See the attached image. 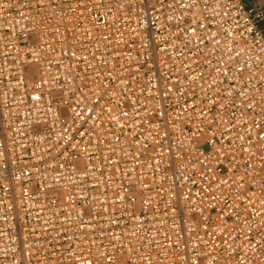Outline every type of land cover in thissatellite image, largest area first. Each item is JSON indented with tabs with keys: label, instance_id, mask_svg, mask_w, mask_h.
<instances>
[{
	"label": "built area",
	"instance_id": "built-area-1",
	"mask_svg": "<svg viewBox=\"0 0 264 264\" xmlns=\"http://www.w3.org/2000/svg\"><path fill=\"white\" fill-rule=\"evenodd\" d=\"M263 19L0 0V264H264Z\"/></svg>",
	"mask_w": 264,
	"mask_h": 264
},
{
	"label": "crops",
	"instance_id": "crops-1",
	"mask_svg": "<svg viewBox=\"0 0 264 264\" xmlns=\"http://www.w3.org/2000/svg\"><path fill=\"white\" fill-rule=\"evenodd\" d=\"M248 7H255L264 12V0H245ZM260 25L264 27V19L260 22Z\"/></svg>",
	"mask_w": 264,
	"mask_h": 264
}]
</instances>
